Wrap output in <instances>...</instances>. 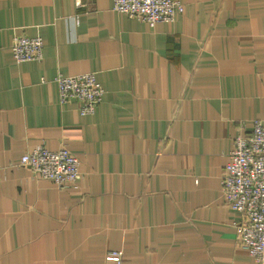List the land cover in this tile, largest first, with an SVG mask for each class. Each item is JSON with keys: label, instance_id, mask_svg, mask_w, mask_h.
Masks as SVG:
<instances>
[{"label": "crops", "instance_id": "obj_1", "mask_svg": "<svg viewBox=\"0 0 264 264\" xmlns=\"http://www.w3.org/2000/svg\"><path fill=\"white\" fill-rule=\"evenodd\" d=\"M151 26L112 0H0V264H255L221 190L238 132L264 124V0H180ZM13 36L40 37L17 62ZM92 72L91 115L55 78ZM66 148L57 188L23 154Z\"/></svg>", "mask_w": 264, "mask_h": 264}, {"label": "built area", "instance_id": "obj_2", "mask_svg": "<svg viewBox=\"0 0 264 264\" xmlns=\"http://www.w3.org/2000/svg\"><path fill=\"white\" fill-rule=\"evenodd\" d=\"M74 2L82 6V0ZM112 10L153 26L174 22L184 6L180 0H112ZM11 50L17 62L40 61L43 42L37 36H13ZM55 81L60 103L75 102L81 115L93 114L102 100L104 91L92 72L58 74ZM20 165L57 188H66L77 180L80 162L64 147L48 150L41 146L23 154ZM220 183L226 205L242 217L235 223L240 245L255 264H264V124L260 120L253 121L249 136L237 133ZM105 259L120 264L121 251H109Z\"/></svg>", "mask_w": 264, "mask_h": 264}]
</instances>
